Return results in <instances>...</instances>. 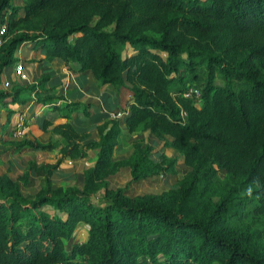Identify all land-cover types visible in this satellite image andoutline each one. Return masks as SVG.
Instances as JSON below:
<instances>
[{"label": "trees", "instance_id": "1", "mask_svg": "<svg viewBox=\"0 0 264 264\" xmlns=\"http://www.w3.org/2000/svg\"><path fill=\"white\" fill-rule=\"evenodd\" d=\"M16 13L37 17L41 25L3 40L0 75L15 63L18 44L32 41L46 60L71 61L98 84L127 83L132 100L123 117L126 130L144 128L158 139L170 135L166 144L177 147L189 169L173 208L155 200L125 202L121 187L107 188L94 201L88 182L98 165L111 161L107 153L119 131L109 119L82 189L50 186L46 173L60 159L43 165V188L33 196L0 174V264H264L245 227L228 234L214 228L217 218L230 214L225 197L205 215L182 213L188 195L199 183L215 181L222 168L230 178L226 194L241 192L240 206L264 216V0H0L3 37ZM239 53L244 56L236 59ZM200 66L206 80L195 104L181 94L179 69L196 78ZM214 73L222 84L212 81ZM48 78L43 73L35 84L0 89V102L22 103L28 99L22 90L35 93L37 102L65 118L52 127L70 144L62 155L82 156L71 113L88 116L93 104L45 92ZM27 147L50 144L23 138L11 152ZM149 150L137 145L126 158L132 181L175 162L160 165ZM78 222L87 225L86 238L66 247Z\"/></svg>", "mask_w": 264, "mask_h": 264}, {"label": "rangeland", "instance_id": "2", "mask_svg": "<svg viewBox=\"0 0 264 264\" xmlns=\"http://www.w3.org/2000/svg\"><path fill=\"white\" fill-rule=\"evenodd\" d=\"M9 2L12 5H21L22 0H9ZM8 23L4 40L8 36L16 33L35 32L41 25L39 18L21 16L20 13L14 14ZM17 48L21 51L23 48L38 49L32 41H22L18 44ZM14 53L16 54V49ZM242 56H244V53H239L236 59ZM39 59L31 58L30 60L37 62L40 61ZM24 60L26 61V59ZM17 63L24 65L21 60ZM13 64L3 69L9 80V87L2 88L0 86V89L9 90L13 87L35 84L38 77L43 74L40 73L36 76L37 70L32 69L31 75L29 73L21 77L12 72ZM66 69L69 72L74 71L73 67L68 64H66ZM193 72L196 78L193 77L191 70L185 68L179 69V73L183 75L184 85L186 83L194 84L201 91L206 80V73L202 66L195 68ZM85 73L91 77L89 71H85ZM212 81L218 84L224 82L217 73H214ZM125 85L128 84H107L105 86L103 89V96L105 95L103 102L108 101L109 107L106 108V111H101V113L103 112L102 116H98L93 120H89L90 118H88L86 121H82L83 124H75L71 117L70 123L72 124L73 121L74 124L72 125L81 136L79 140L80 147L77 150L80 151L79 153L83 152L82 156L71 157L62 155L64 148L70 144H67L63 137L52 128L58 121V118H55L58 115L37 119L33 117L36 115L33 112H31V116L30 113L27 114V131L22 137L18 138H14L10 134L11 119L9 114L7 113L5 116L0 117V174L11 179H16L19 182L21 193L26 196H33L43 188V165L51 164L57 159H60L58 165L46 173L50 186L55 188L57 186L73 185L78 189H82L84 172L87 168L94 165L96 160V140L99 131L107 129L111 124L109 119H112L117 122L119 131L113 139L111 150L107 153L111 161L98 165L94 172V178L88 182V188L93 197L92 199L97 201V196L102 194L107 188L121 187L123 190L120 197L125 202H147L149 200H155L163 203L168 208H173L179 189L186 182V175L189 168L184 164L182 155L177 147L166 144L171 139L170 135L165 134L164 138L158 139L144 128H139L133 132L126 130L123 117L128 111L132 96ZM103 87V84L96 83V89L93 93H98L97 88L102 89ZM38 94H44V91ZM20 96H26L31 101H36L35 97L37 95L33 92L28 93L22 90ZM93 99L88 98L92 103L98 104V109L101 110L99 102H94L97 99ZM48 109H51L50 104ZM23 138L40 143L47 142L50 144V147L45 149L27 147L11 152L15 143ZM137 145L150 148L149 157L158 161L160 165L167 164L171 158H174L175 162L171 166H167L164 172H151L143 179L132 181L130 179L126 158ZM215 175V181L199 183L196 189L188 195L183 203L182 213L185 216L205 215L211 209L212 204L217 198L225 197L226 200L230 201L228 204L231 205L229 209L230 214L226 217L222 216L217 218L214 223V228L222 234H228L245 227L250 234L247 240L248 244L264 255V216L254 213L251 210H245L244 207L240 206L242 201L241 192L235 191L231 194H226V185L230 182V178L224 169H218ZM43 208L51 209L46 205ZM233 209H239V214L236 211L234 212ZM56 212L61 217L65 216L64 211L56 210ZM86 231L87 225L78 222L73 229V235L65 242L66 247L70 245V242L85 240ZM211 264H217V262L213 261Z\"/></svg>", "mask_w": 264, "mask_h": 264}, {"label": "crops", "instance_id": "3", "mask_svg": "<svg viewBox=\"0 0 264 264\" xmlns=\"http://www.w3.org/2000/svg\"><path fill=\"white\" fill-rule=\"evenodd\" d=\"M15 57L18 58L15 63L20 60L24 63L23 69L25 71V74L30 73L31 75L32 69L37 70L36 76L40 73L49 74V78L43 84V87L46 89L47 93L55 95L60 94L67 100H79L83 102H91L88 100V98L97 99L93 100L94 102H99L101 110L98 109V104H94L91 102L93 104V113H91L90 115L86 116L81 112H72L71 117L75 124H83L82 121H86V119L88 118H90L89 120L96 119L98 116L103 115V112L101 113L102 110L106 111V108L109 107L108 101L103 102V98L105 96H103V89L105 88V86H107V84H103L104 87L102 89L97 88L98 93H93L96 89L97 82L93 78L91 79V77H89V75L85 73V71H78L76 69L75 63L71 61H67V63H64V61L58 57H52L46 60L44 58L43 51L39 48L37 50L23 48L22 51L19 48H16ZM31 58H40V61H32L30 60ZM24 59H26V61ZM66 64L71 65L74 71H67ZM1 76H4L7 79L4 71L1 72ZM48 107V104L31 101L29 98L22 103L0 102V117H3L8 113L10 119H12L15 111L19 109H24L26 111V116H28L27 114L29 113L31 116V112H33V114H36L33 117L37 119L49 118L51 116L58 115L56 110L48 109ZM55 118H58V121L56 123L65 121V118L60 117L59 115ZM73 121L72 124H74Z\"/></svg>", "mask_w": 264, "mask_h": 264}, {"label": "built area", "instance_id": "4", "mask_svg": "<svg viewBox=\"0 0 264 264\" xmlns=\"http://www.w3.org/2000/svg\"><path fill=\"white\" fill-rule=\"evenodd\" d=\"M5 31V22H0V45L4 40L3 33ZM12 72L18 76L24 77L25 71L21 63H14L12 65ZM0 86L2 88L9 87V81L4 76L0 75ZM185 97H190L195 104L200 101V90L194 84L186 83L183 87L182 93ZM27 116L24 109L16 110L11 119L10 134L14 138L22 137L27 131Z\"/></svg>", "mask_w": 264, "mask_h": 264}]
</instances>
